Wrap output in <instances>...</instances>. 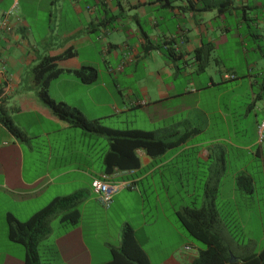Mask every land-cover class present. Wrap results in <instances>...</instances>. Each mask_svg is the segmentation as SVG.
I'll list each match as a JSON object with an SVG mask.
<instances>
[{
  "label": "crops",
  "instance_id": "obj_1",
  "mask_svg": "<svg viewBox=\"0 0 264 264\" xmlns=\"http://www.w3.org/2000/svg\"><path fill=\"white\" fill-rule=\"evenodd\" d=\"M6 18L10 30L0 27V116L7 115L22 137L0 121V264L26 259L25 248L9 237V218L24 223L55 199L77 192L86 194L78 205L80 222L63 225L55 235L51 220L38 247L41 264L47 241L55 264H93L89 237L103 254L97 264H107L127 226L150 264H192L206 247L188 234L178 213L214 204L226 218L219 196L234 204L240 194L254 202L257 218H264V191L257 192L254 176L264 190V143H258L264 118V0H0V22ZM69 52L70 58L56 62L59 69L92 67L98 80L85 84L65 72L50 83L51 98L114 132L142 131L175 146L159 156L137 149V166L108 165V136L59 120L36 95L32 68L45 56ZM125 116L132 117L122 123ZM91 143H105L98 167L91 162ZM103 174L135 187L105 208L92 188ZM240 175L252 178V185L239 184ZM170 176L182 187L186 179L192 178L193 186L203 179L201 204L195 205L193 191L187 193L190 206L171 205ZM144 182L156 211L151 221L149 194L139 190ZM168 206L182 226L171 221ZM258 225L264 233V221ZM225 235L237 257L264 249V237L245 248Z\"/></svg>",
  "mask_w": 264,
  "mask_h": 264
},
{
  "label": "trees",
  "instance_id": "obj_2",
  "mask_svg": "<svg viewBox=\"0 0 264 264\" xmlns=\"http://www.w3.org/2000/svg\"><path fill=\"white\" fill-rule=\"evenodd\" d=\"M203 51L201 49L198 52L204 53ZM72 55L73 53L69 52L61 57L45 56L32 68L31 75L36 95L59 120L74 128L108 136L111 140V150L106 158L108 165L137 166L139 165L135 155L137 149L145 150L150 156L153 154L159 156L168 148L175 146L172 143H164L161 139H155L150 133L142 131L114 132L98 122L88 121L80 110L51 98L50 83L65 72L73 74L85 84H93L98 80L99 74L95 68L83 67L79 70L65 71L56 66L58 60L70 58ZM205 64L206 62L203 61V69ZM0 121L14 135L22 137V133L7 115L0 116ZM237 181L239 184L247 183L249 186L253 183L252 178L245 175H240ZM208 194L215 195V189H209ZM85 195L83 192H77L67 197L57 198L24 223L9 218V237L25 248V264H41L38 247L40 242L49 235L50 222L55 215L65 212L62 222L66 225H77L80 222L81 214L78 205L85 199ZM178 216L188 234L206 247L199 252L192 264H264V249L259 254L246 253L242 257L234 254L225 235L227 232L230 236V224L226 218L221 217L214 204L200 209L184 208ZM111 258L107 264H150L145 252L136 241L134 230L129 226L123 230L121 247L111 248ZM232 259L235 261L233 262Z\"/></svg>",
  "mask_w": 264,
  "mask_h": 264
},
{
  "label": "rangeland",
  "instance_id": "obj_3",
  "mask_svg": "<svg viewBox=\"0 0 264 264\" xmlns=\"http://www.w3.org/2000/svg\"><path fill=\"white\" fill-rule=\"evenodd\" d=\"M141 115L142 114L140 113H138L137 115V120L139 122L143 118ZM132 116H127V117H132ZM127 117L126 116L123 117V119H121V122L124 123ZM124 125L125 124H120L121 127H124ZM74 146L76 147L75 149H78L80 147V144L77 141H75ZM105 149H106L105 143H102L100 145L91 143L90 145L91 162H93L95 165L99 164V162H101L100 159L101 154ZM239 166L240 165H233V168L236 169ZM254 176L259 180L257 184V192L262 195L264 190L262 188L261 180L256 174V172ZM167 181L169 183V185H167V189L170 192L171 205L179 206L183 201L185 202L186 205L190 206L191 201L187 199V193L193 191H194L195 205L197 206V203L198 205L201 204L200 202L204 194L203 183L205 182L203 179L198 181L199 185H195V186L190 185L194 181L192 178H189V180L186 179L185 187L180 186L179 182L176 179H173L171 176ZM74 188L76 189L77 187ZM148 188L149 186L148 183L146 182H144L143 185L139 186V190L142 191L143 193L144 191H146L147 194L151 192ZM221 197L219 196L220 199L218 201V205L222 209V213L226 215V219L230 224L229 232H230L231 240L238 245L244 246L245 248L250 247L249 245L250 241L256 244L260 243L262 238L264 237V233L262 232L258 223L259 220L264 221V218L263 219L257 218L255 213V207L253 206L254 202L246 200V198H243L242 195L240 194H237V200L235 201L234 204L226 203L225 198H221ZM151 198L152 197L149 194V198L147 200V205H146V212L149 221H151L150 217L156 214V211L154 210V203L152 202ZM167 213L170 216L172 222H174L175 224L177 223L179 226H182L179 220L177 219V217L175 216L173 209L169 206L167 207ZM130 217L134 226H138L139 221L135 218V215L132 214V211H130ZM62 218H63V214L62 215L58 214L52 219L51 227L55 235L63 232L62 226L65 224L62 222ZM90 223L91 222L89 221V219H87L86 220L87 234L90 233V228H91ZM170 236H173V234L170 233ZM88 237L89 236H87V238ZM170 239L171 242L173 243L176 241L174 236L170 237ZM88 240H89V244L91 245L92 248L91 251L93 252V256H94L93 264H97L98 261L103 258V254L99 251H96V249H94L95 246L90 240V237L88 238ZM192 244L196 245L197 243L192 241ZM49 246H50V241H47L45 243V248L43 247L40 249L43 264H55V262L50 256V252L48 250ZM20 248L23 249L22 246Z\"/></svg>",
  "mask_w": 264,
  "mask_h": 264
},
{
  "label": "built area",
  "instance_id": "obj_4",
  "mask_svg": "<svg viewBox=\"0 0 264 264\" xmlns=\"http://www.w3.org/2000/svg\"><path fill=\"white\" fill-rule=\"evenodd\" d=\"M9 26L7 18L0 22V27L6 31L10 30ZM225 78L234 79L235 77L226 75ZM258 143H264V118L258 126ZM134 187L135 182L133 181L114 182V177L110 174H103L101 177L96 178L92 185L97 200L105 208H109L111 206L114 197L118 193L125 189H133Z\"/></svg>",
  "mask_w": 264,
  "mask_h": 264
},
{
  "label": "water",
  "instance_id": "obj_5",
  "mask_svg": "<svg viewBox=\"0 0 264 264\" xmlns=\"http://www.w3.org/2000/svg\"><path fill=\"white\" fill-rule=\"evenodd\" d=\"M232 261L234 262L235 260H234V259H232Z\"/></svg>",
  "mask_w": 264,
  "mask_h": 264
}]
</instances>
